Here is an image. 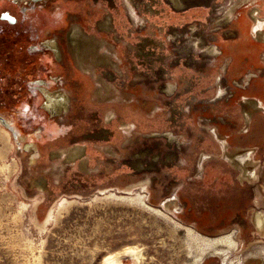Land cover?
I'll return each instance as SVG.
<instances>
[{
	"label": "rangeland",
	"instance_id": "1",
	"mask_svg": "<svg viewBox=\"0 0 264 264\" xmlns=\"http://www.w3.org/2000/svg\"><path fill=\"white\" fill-rule=\"evenodd\" d=\"M187 1L0 0L18 20L0 28L26 30L42 61L26 106L0 114V264H264V111L245 117L240 69L224 74L213 42L246 33L264 0H215L212 15ZM73 24L92 53L68 45ZM262 62L249 90L264 96ZM39 80L66 89L63 113L42 108ZM193 233L234 244L201 251Z\"/></svg>",
	"mask_w": 264,
	"mask_h": 264
},
{
	"label": "crops",
	"instance_id": "2",
	"mask_svg": "<svg viewBox=\"0 0 264 264\" xmlns=\"http://www.w3.org/2000/svg\"><path fill=\"white\" fill-rule=\"evenodd\" d=\"M197 1H203L204 4L210 5L211 12H209V15L213 14V5L216 3L215 0H188L179 8L184 10L189 9L187 7L191 4L190 2L197 3ZM186 3L187 6L185 5ZM254 8L257 9V16L264 19V3L261 5L253 4L248 8V13L245 15L244 19L246 33H237V31L234 29L228 28L225 32V35H223L221 38H216L213 41L214 44H216L220 49L218 55L223 58V64L221 65V70L223 73H228L229 76L231 74V67L240 69L238 74H231L230 77L233 80H236L237 78L242 79L240 83L241 86L238 85L241 87L240 89L243 90V93L240 95V97L249 101L247 110H250L252 114L260 110L254 109L251 106V102L258 100L264 106V96L260 93L249 90L254 88L255 83L258 84L261 81L262 74L255 75L252 78L250 73L252 70H257L258 73H262L263 70L260 64L263 63L262 61L264 59V25L261 33L258 35L253 33V25L256 20L252 14V9ZM240 17H244V15H240ZM237 21L238 20H236V22Z\"/></svg>",
	"mask_w": 264,
	"mask_h": 264
},
{
	"label": "flooded vegetation",
	"instance_id": "3",
	"mask_svg": "<svg viewBox=\"0 0 264 264\" xmlns=\"http://www.w3.org/2000/svg\"><path fill=\"white\" fill-rule=\"evenodd\" d=\"M30 41L29 34L24 29L0 28L1 115L4 114V108L11 112L26 106L29 95L28 83L38 77L42 61L40 56L29 51ZM7 89L11 90L10 102L5 100L4 91Z\"/></svg>",
	"mask_w": 264,
	"mask_h": 264
},
{
	"label": "bare ground",
	"instance_id": "4",
	"mask_svg": "<svg viewBox=\"0 0 264 264\" xmlns=\"http://www.w3.org/2000/svg\"><path fill=\"white\" fill-rule=\"evenodd\" d=\"M7 13L8 17L10 18H14L15 22H12L11 19L9 18H5L4 14ZM37 14V13H36ZM17 15V14H16ZM39 16V15H38ZM2 18H5L6 20H8L10 23H17V18L13 15H11L9 12H3L2 13ZM51 17V16H50ZM51 21V19H49ZM49 23V22H48ZM52 23V22H51ZM100 25L102 27H107L110 26V20L106 19L105 21H102L100 23ZM258 26V25H257ZM258 28L255 26V28L252 30L253 33L257 30ZM259 33H261V31L257 32L256 35H258ZM68 45L73 47L74 49L79 50V54L81 53V49H84L85 52H87L86 54L92 53L93 49L96 46V42L94 41V39H90L86 36L83 35V33H81V29L78 28V26L76 24H73L71 26V28L69 29L68 32ZM261 37V36H260ZM86 40V41H85ZM42 44L44 45L43 47H45V49L50 50L54 56L59 57L61 54V46L57 40L56 37L50 38L44 42H42ZM107 58V56H105ZM52 80H55V78H53V76L51 77ZM49 80V79H47ZM39 84H41V86L39 87V90L41 92V94L44 97V102L42 101V108L45 109V111H48L52 116H55L56 114H61L64 112V110L67 107V104L69 103V97H68V93L66 91V89L64 90L63 88H59L56 89L53 92H50L48 90V86L46 85V80H39L38 81ZM42 84H45L42 85ZM167 86V85H166ZM219 91H221L220 88H218L217 92L219 93ZM221 94V93H220ZM259 104H261L260 102H258V104H256L255 101L251 102V106L254 109H258L262 108L264 106H260ZM244 106V105H243ZM247 107V106H246ZM252 116V113L250 110H246L245 112V117L246 118H250ZM1 125V123H0ZM222 128V127H221ZM213 135L217 138L218 141H220V143L222 144V146H225V139L224 137H221L219 134V131L215 128H213L212 130ZM170 135V134H168ZM71 153H78L80 154V148L79 147H73L71 148ZM233 152V151H232ZM203 157H206L205 155H203ZM203 157H201V159H203ZM200 159V162H201ZM235 162V161H234ZM236 163V162H235ZM201 164V163H200ZM237 165L241 168V174L242 176H246L244 173V169L243 166L241 164V162L237 161ZM247 170V169H246ZM246 172V171H245ZM254 175V174H253ZM247 177V176H246ZM123 196V195H122ZM163 202V201H162ZM261 215V214H260ZM259 222V225H264V215L258 216L256 219ZM257 223V222H256ZM258 224V223H257ZM190 230V229H189ZM189 233V232H188ZM191 233V232H190ZM189 233V234H190ZM188 234V235H189ZM194 234V233H193ZM191 235V234H190ZM196 234H194L193 236H195ZM191 237V236H190ZM197 237V235L195 236ZM197 238H200L201 243H200V248L201 251H203L205 248H212V250H214L216 253H221L224 249L222 248H218L217 245L219 243H227V244H234V240L231 238V236L229 235H217V236H213V237H207V236H200L198 235ZM193 239V238H192ZM199 240V241H200ZM199 246V245H198ZM199 248V249H200ZM256 262V261H255ZM260 262V261H259Z\"/></svg>",
	"mask_w": 264,
	"mask_h": 264
},
{
	"label": "snow or ice",
	"instance_id": "5",
	"mask_svg": "<svg viewBox=\"0 0 264 264\" xmlns=\"http://www.w3.org/2000/svg\"><path fill=\"white\" fill-rule=\"evenodd\" d=\"M4 17H5V18H9V19H11L12 22H15V19H14V18H10V17H8V14H7V13L4 14Z\"/></svg>",
	"mask_w": 264,
	"mask_h": 264
},
{
	"label": "trees",
	"instance_id": "6",
	"mask_svg": "<svg viewBox=\"0 0 264 264\" xmlns=\"http://www.w3.org/2000/svg\"><path fill=\"white\" fill-rule=\"evenodd\" d=\"M3 110H4V112H3V113H6V112L8 111V110H7V108H4Z\"/></svg>",
	"mask_w": 264,
	"mask_h": 264
}]
</instances>
